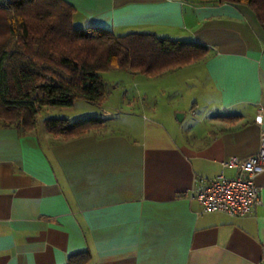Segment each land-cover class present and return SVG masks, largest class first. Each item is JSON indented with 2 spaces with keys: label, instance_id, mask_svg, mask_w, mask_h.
<instances>
[{
  "label": "crops",
  "instance_id": "crops-1",
  "mask_svg": "<svg viewBox=\"0 0 264 264\" xmlns=\"http://www.w3.org/2000/svg\"><path fill=\"white\" fill-rule=\"evenodd\" d=\"M65 1L82 26L193 40L208 51L161 75L163 107L146 95L143 105L121 97L120 107L106 97L90 114L103 125L72 136L44 121L77 120L75 102L32 130L0 125V264H67L83 251L86 264H264V171L254 179L259 201L243 216L200 212L192 197L202 179L236 173L223 160L258 149L264 31L228 2Z\"/></svg>",
  "mask_w": 264,
  "mask_h": 264
},
{
  "label": "trees",
  "instance_id": "trees-1",
  "mask_svg": "<svg viewBox=\"0 0 264 264\" xmlns=\"http://www.w3.org/2000/svg\"><path fill=\"white\" fill-rule=\"evenodd\" d=\"M243 7L264 31V0H199ZM65 0H0V125L32 130L46 106L70 107L77 99L100 105L107 97L101 71L127 70L158 77L205 58L208 48L193 40L150 32L115 35L78 23ZM100 117L69 121L49 117L50 133L79 135L100 127ZM86 251L67 264H86Z\"/></svg>",
  "mask_w": 264,
  "mask_h": 264
},
{
  "label": "built area",
  "instance_id": "built-area-1",
  "mask_svg": "<svg viewBox=\"0 0 264 264\" xmlns=\"http://www.w3.org/2000/svg\"><path fill=\"white\" fill-rule=\"evenodd\" d=\"M261 122V115L255 116ZM224 167L233 168L236 173L227 177L220 173L210 180H201L193 196L201 204L200 212L221 211L231 216H243L259 201L255 177L264 171V130L254 154L240 158L230 156L222 161Z\"/></svg>",
  "mask_w": 264,
  "mask_h": 264
},
{
  "label": "rangeland",
  "instance_id": "rangeland-1",
  "mask_svg": "<svg viewBox=\"0 0 264 264\" xmlns=\"http://www.w3.org/2000/svg\"><path fill=\"white\" fill-rule=\"evenodd\" d=\"M3 1L6 2L8 0H3ZM99 75L101 76L105 85V89L108 97V102H107L108 106L111 105L113 107V104L115 106L119 104L120 107L121 101L119 99H121V97H127L131 102H133L137 100V96L140 97L139 100L143 105L144 103L141 98L144 95L147 96V98L144 100L145 103H147V101L151 103L157 102L160 105H162V107L167 104L166 98L169 97L168 91L165 90L163 92L161 89L165 88V86L167 85L169 81L168 77H164V76H159L157 78L148 77L146 75L139 73L132 74L129 71L122 69L101 71L99 72ZM157 90L159 91V95L154 100L152 99V97H150V95H153ZM75 103H76V107L80 111L78 117H76L77 119L94 117L93 115H90L93 114L91 113V111H95V112L99 111L95 105L93 106L92 104H89L88 102L82 99H77ZM134 107L135 105L131 110H135ZM57 109L58 108L50 107V108H46L45 110L39 111L36 114V121L39 123L42 122L43 118L47 116H51V114H54L55 113L54 111H56ZM125 110L127 109H125L124 106H122L120 108V113L121 111L123 112ZM104 122L105 120L103 121V123Z\"/></svg>",
  "mask_w": 264,
  "mask_h": 264
},
{
  "label": "water",
  "instance_id": "water-1",
  "mask_svg": "<svg viewBox=\"0 0 264 264\" xmlns=\"http://www.w3.org/2000/svg\"><path fill=\"white\" fill-rule=\"evenodd\" d=\"M183 115H184V113L181 112V111H177L175 113V117H176L177 120H181L183 118Z\"/></svg>",
  "mask_w": 264,
  "mask_h": 264
}]
</instances>
